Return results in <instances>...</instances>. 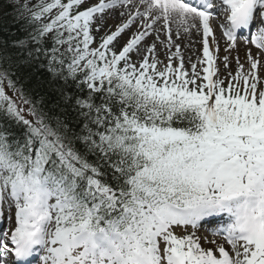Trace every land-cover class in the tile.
<instances>
[{
    "label": "snow or ice",
    "instance_id": "1",
    "mask_svg": "<svg viewBox=\"0 0 264 264\" xmlns=\"http://www.w3.org/2000/svg\"><path fill=\"white\" fill-rule=\"evenodd\" d=\"M85 3L10 0L27 23L50 20L13 41L14 58L0 55V264H264V0ZM129 4L136 11L90 48L103 13ZM219 17L229 48L247 32L259 50L227 87L213 79L207 40ZM137 18L144 30L115 50ZM160 21L177 35L203 30V76L184 70L179 45L162 68L154 43L151 61H131ZM49 33L51 48L40 47ZM41 55L47 79L25 83ZM205 224L230 251L201 246Z\"/></svg>",
    "mask_w": 264,
    "mask_h": 264
},
{
    "label": "rangeland",
    "instance_id": "2",
    "mask_svg": "<svg viewBox=\"0 0 264 264\" xmlns=\"http://www.w3.org/2000/svg\"><path fill=\"white\" fill-rule=\"evenodd\" d=\"M64 1L65 3L67 2V0H64ZM122 8L123 7H118L117 9L114 10V12H110L108 14L103 15L104 16L103 26L99 32H97L95 30V26H93V29L91 32V35L93 36V43L90 45V48L99 47V44L101 42V37L104 36L105 34H110L112 31H115L117 26L121 25L127 20V19H124V17L125 18L127 17L128 12L133 11V8L131 5H128L127 8L121 10ZM81 10H83V8H81ZM122 11L125 12L124 16L120 15ZM41 22L44 23L45 18H42ZM99 22H100L99 20L96 21V23H99ZM142 22H143L142 18H137L128 29H126L119 37H117L116 42H114L115 50L119 51L120 48H122V46L127 42L128 39L132 37L134 33L144 30L142 28ZM157 36H159V39H157ZM153 43L155 44L156 59L161 62L157 64L158 68H162L164 65L169 63V56L172 53L176 52V46L179 45L176 41H172V40L169 43V37L164 33L163 29L155 28L154 26V29L150 31V34L146 36L141 41L139 46L137 47L140 50L139 53L136 50H133L129 54L131 61L133 63H136L137 67L139 66V62L142 61L144 55H149V60L151 61V54L147 53L145 49L148 46L152 45ZM217 44L219 48L218 52L211 53L212 57L214 58L215 66L217 69L216 75L213 76V79H216L217 77H219L221 80L224 81V86L227 87L228 82L231 80L232 76L236 74L237 61H239V63L244 66L242 71H244L245 73L249 71L250 65L248 63V54H246L245 57H242L238 54V51L234 47L232 48L228 47L225 53H223V45L219 42H217ZM179 48H180V58H182L183 64H184V70L189 74V76H191L192 74V68H191L192 64L197 65V72L200 73L201 76H203V68L208 66L206 62L203 64L201 63V61H206V58L204 57V54H203V45L198 46L199 53L196 56L195 60H191L188 56H185L183 54V51H182L183 47L181 48V46L179 45ZM225 56L228 57V61H227L228 67L227 68L224 67L225 65L224 57ZM180 58H177L176 56H172L171 63L174 68L179 66L181 62ZM257 72H258V75L261 77V83L260 85H258V87L264 86L262 82L261 70L258 68ZM229 73H231V75H229ZM232 83L236 85V87H239L241 89L243 87L242 82L240 84H237L236 81H232ZM6 92H8L9 95H12V93L7 88H6ZM26 118L31 119V117H27V116ZM175 231L177 235L184 234L183 229H176ZM195 234L198 237L201 236L203 239L214 238L213 235L209 234V231L205 229L199 232H195ZM221 244L226 248V250L230 251V246L227 244V242L226 243L224 242ZM201 246L206 249L207 248L214 249L216 245L209 244L208 242H201Z\"/></svg>",
    "mask_w": 264,
    "mask_h": 264
},
{
    "label": "trees",
    "instance_id": "3",
    "mask_svg": "<svg viewBox=\"0 0 264 264\" xmlns=\"http://www.w3.org/2000/svg\"><path fill=\"white\" fill-rule=\"evenodd\" d=\"M35 27L34 23L29 24L21 18L15 8L10 6V0H0V55L12 56L14 58L19 50L12 47L13 41L21 39L28 40L29 32ZM37 46L38 45L33 44L30 41L28 43L29 48H35ZM39 46L50 49L52 46V40H46L44 37L42 44ZM46 63V60L41 55L40 61L33 65L32 69L27 70L30 73V77L25 78V83H28L29 78L34 79L35 77H38L41 80H46ZM66 87L69 91H74V87L71 83ZM49 103H51L50 100ZM89 159H94V157L90 156Z\"/></svg>",
    "mask_w": 264,
    "mask_h": 264
},
{
    "label": "bare ground",
    "instance_id": "4",
    "mask_svg": "<svg viewBox=\"0 0 264 264\" xmlns=\"http://www.w3.org/2000/svg\"><path fill=\"white\" fill-rule=\"evenodd\" d=\"M141 9H143L141 7ZM158 28H162L164 33L169 37L171 36L172 41H176L181 47L185 48L187 55L189 56L190 59H192L195 56V50L194 48L198 47L200 39L202 38V32L197 31L195 28L190 29L189 32H184L183 29L181 28L179 31V35H177V27L175 23L170 24L171 32L168 33L166 30L163 28V21H160L157 23ZM211 26L213 29V34L217 37L219 42L223 45V53L228 49L227 43H224V38L221 36L222 32L219 27V23L216 21L211 22ZM214 50H218V45L213 46ZM236 50L238 51V54L242 57H245L246 54H251L254 57H257L259 53L254 51L250 46L247 45H238L236 44L235 47ZM259 59L261 61V65H264V55H259ZM258 68L264 69V67L258 66ZM216 239H220L219 237H216Z\"/></svg>",
    "mask_w": 264,
    "mask_h": 264
}]
</instances>
